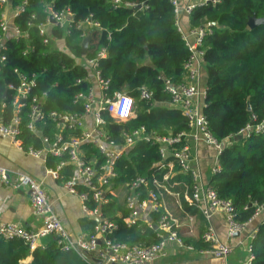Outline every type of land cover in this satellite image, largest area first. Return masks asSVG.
<instances>
[{
    "label": "trees",
    "instance_id": "obj_1",
    "mask_svg": "<svg viewBox=\"0 0 264 264\" xmlns=\"http://www.w3.org/2000/svg\"><path fill=\"white\" fill-rule=\"evenodd\" d=\"M121 1L130 7L115 8L114 0H12L14 9L26 3L15 24L29 34V39L9 38L2 52L6 61L0 63V121L2 117L5 123L11 120V106L2 110V105L10 102L8 86L17 85L22 77L39 79L36 93H48L47 112L78 113L83 107L74 104V97L80 92H88L90 84L77 85V80L93 79V73H98L100 79L109 82L108 96L124 91L135 102L134 119L125 125L110 123L108 127L117 141H121V131L132 132L141 127L160 136L186 131L187 119L170 105L171 97L166 91V82L174 86L186 82L185 65L191 56L179 31L174 6L171 0ZM45 2L52 3L56 11L70 10L77 22L91 18L100 24L101 29L92 32L86 57L82 50L84 31L76 28L67 35L51 28L59 42L54 46L44 44L39 30L47 20ZM138 6L140 10L135 9ZM2 13L0 6V21ZM254 16L264 19V0H220L216 6L196 8L190 15L193 29L215 23L202 47L203 67L207 70L204 114L210 134L225 146L219 158L220 170L211 177L209 186L220 199L232 203L235 221L240 224L249 223L258 207L264 204V134L227 143L246 127L264 121V23L250 29L248 21ZM103 50L106 55L97 59L94 69L89 62ZM26 51L28 55L24 56ZM143 89L149 98H142ZM248 103L251 111H248ZM28 123V117L24 116L20 136L24 147H39ZM160 159L157 146L138 143L119 162V178L115 184L126 185L139 176L158 175L153 165ZM58 162L50 159L48 165L55 166ZM165 173L163 170L161 175ZM175 173L172 180L185 181L192 191L191 175L181 172L178 167ZM70 176L68 169L59 181L64 185ZM79 191L85 189L80 187ZM169 202L171 209L180 212V221L199 218L201 225L206 227L205 220L194 207L183 202V210L176 211L174 202ZM103 215L117 225L109 235L110 239L129 246L149 247L156 243L154 232L146 226L128 227L125 224L128 212L119 200L104 205ZM96 225L88 217L83 220L89 233H94ZM200 234L201 240L199 238L197 242L193 239L185 241L200 250L209 249L202 240L203 232ZM250 246L251 264H264V223L258 226ZM28 258H32L29 264H86L74 252L60 250L54 240L31 250L22 239L0 237V264H25Z\"/></svg>",
    "mask_w": 264,
    "mask_h": 264
},
{
    "label": "built area",
    "instance_id": "obj_2",
    "mask_svg": "<svg viewBox=\"0 0 264 264\" xmlns=\"http://www.w3.org/2000/svg\"><path fill=\"white\" fill-rule=\"evenodd\" d=\"M175 9L179 31L182 33L191 56L185 70L187 80L185 83L174 86L166 82V91L171 97L170 105L181 111L187 119L188 129L178 134L160 136L148 133L145 127L120 133L121 141H117L110 133V123L125 125L136 117L135 102L126 92L120 91L108 96L109 82L100 79L98 73L93 79H78L77 85L89 83L88 92H80L74 97V104L82 105L78 113L49 111L45 109L47 92L37 94L39 79H18L17 85H9L11 92L10 102L2 105V110L8 105L12 108L13 116L9 123L0 121V136L9 139L16 147L23 150L33 159L46 164V173L55 180L62 178L66 170L71 176L64 184L67 191L80 198L82 210L86 217L98 219L94 233L90 236L82 235L73 239L64 228L62 221L55 213L50 197L42 182L22 175L10 182L5 169L0 168L2 181L14 190L22 187L30 190V201L33 215L41 220L38 231H27L16 223H3L0 225V237L5 240L22 239L28 243L31 250L39 247L45 238H53L63 252H74L86 264H155L167 256L168 243H176L180 247L193 250L184 244L180 236L183 224L189 225L192 232L194 218H188L183 223L168 209L167 198L172 197L182 209V203L194 207L205 220V232L202 240L209 245V249L201 250V255H208L214 259H226L232 248L222 243L212 226V219L217 213H223L232 234H242L248 224L264 211V204L259 206L254 218L247 224L235 221V209L230 201L222 200L211 187L204 184L199 168L194 169L193 163H199L193 154L189 141L207 143L216 151L212 176L219 172V158L225 144L218 142L208 130V121L204 114L207 88L201 89L199 84L200 71L204 63L202 50L204 39L212 33L215 23H206L201 28L191 32L194 41L182 31L180 17L182 14L191 15L199 7L207 5L216 6L220 0H199L197 4L183 6L179 0H171ZM25 5L12 7L11 0H0L3 8L0 21V63L6 61L2 52L5 50L6 41L13 38L17 41L28 40L29 34L16 26L15 21L25 10ZM47 12L46 23L40 26V35L44 37V44L50 46L59 42L51 31L56 28L64 35L76 28L84 31L83 37L92 35L94 30H99L100 24L88 18L76 21L70 10L56 11L52 3H44ZM130 7L121 0H114V7ZM53 21V22H52ZM28 55V51L24 56ZM106 51L98 54L89 64L95 69L97 59L103 58ZM17 72V71H16ZM94 82V83H93ZM145 89L142 98H149ZM204 99V105L201 104ZM127 102V103H125ZM29 119L28 129L39 141V147L30 145L24 147L21 136L23 117ZM108 117V118H107ZM253 134H264V121L248 126L237 136L250 138ZM236 136V137H237ZM235 138V137H234ZM232 138V139H234ZM230 139V140H232ZM227 140V143H230ZM152 143L158 147L160 162L153 165L159 172L151 178L136 177L126 185L115 184L119 178L118 165L128 150L138 143ZM50 159L59 160L55 166H49ZM191 175L194 182L192 191L183 181H173L175 169ZM166 173L161 175L162 171ZM85 189L80 192L79 188ZM124 190V207L128 216L124 222L128 227L146 226L155 235L156 243L149 247L129 246L116 242L109 235L117 228L116 223L104 217L103 207L112 200L118 199L117 189ZM94 206V207H93ZM154 215H157L154 217ZM255 233V232H254ZM254 233L251 239L254 238ZM250 261L253 260L251 246H249Z\"/></svg>",
    "mask_w": 264,
    "mask_h": 264
},
{
    "label": "crops",
    "instance_id": "obj_3",
    "mask_svg": "<svg viewBox=\"0 0 264 264\" xmlns=\"http://www.w3.org/2000/svg\"><path fill=\"white\" fill-rule=\"evenodd\" d=\"M183 5L197 4L199 0H179ZM180 27L190 41H194L191 32L194 30L191 27L190 15L182 14L180 17ZM94 72V71H93ZM93 78L95 74L93 73ZM199 84L201 89L207 88V70L203 67L200 71ZM201 104L204 105V99H201ZM193 154L197 157L199 163H193V168H199L204 184L208 185L212 177V167L216 156V151L207 143H196L189 141ZM0 168L6 170L8 179L12 183L17 177L25 175L44 184L45 189L50 197V201L55 213L58 215L64 228L68 231L73 239L82 235H92L83 226V220L86 218L82 210L81 200L78 196L70 194L59 180H55L46 173V164L42 161L33 159L28 156L23 150L16 147L9 139L0 136ZM176 176V173H175ZM174 176V177H175ZM185 182V181H183ZM119 202L124 205V190L118 188ZM30 190L22 187L14 190L2 181L0 176V225L3 223H16L27 231H38L41 228V220L33 215ZM173 201L176 211L183 210L176 204V201L169 197L167 198L168 209L178 219L180 212H175L170 208L169 201ZM119 217L121 213L118 214ZM192 232L189 230V225L183 224L180 236L184 239V244L192 247L193 250H187L176 243H168L166 252L167 256L158 260L155 264H245L250 261L249 246L253 239L251 235L257 231L258 226L264 223V211L252 220L246 230L240 234H232L229 231L227 218L223 213H217L212 219V226L218 239L222 243H226L232 248V253L226 259H214L208 255H201L194 244H187L185 240L193 239L197 242L201 232H205V228L201 225L199 218H194ZM93 220V219H92ZM187 221L183 222L186 223ZM203 227V230H202ZM155 238V237H154ZM53 238H45L40 245H47ZM156 241V239H155ZM157 242V241H156ZM32 258H28L25 264H29Z\"/></svg>",
    "mask_w": 264,
    "mask_h": 264
},
{
    "label": "water",
    "instance_id": "obj_4",
    "mask_svg": "<svg viewBox=\"0 0 264 264\" xmlns=\"http://www.w3.org/2000/svg\"><path fill=\"white\" fill-rule=\"evenodd\" d=\"M12 2V0H11ZM136 10H140L141 7L138 6L135 8ZM53 22V21H52ZM264 23V19H257L255 16L254 17H251L248 21V27L250 29H254L260 25H262ZM90 40H91V34H88L87 37L84 39L83 43H82V50H83V56L86 57L87 56V53H88V48H89V43H90ZM252 108H251V105L250 103H248V111H251ZM238 140H242V137L241 136H237L235 137L234 139L230 140V142L232 141H238ZM95 222H98V219H94ZM237 234V233H236ZM240 234L237 235V237L239 236ZM41 243V242H40ZM39 243V244H40Z\"/></svg>",
    "mask_w": 264,
    "mask_h": 264
},
{
    "label": "rangeland",
    "instance_id": "obj_5",
    "mask_svg": "<svg viewBox=\"0 0 264 264\" xmlns=\"http://www.w3.org/2000/svg\"><path fill=\"white\" fill-rule=\"evenodd\" d=\"M94 83V82H93ZM204 90H205V88H204ZM122 202V201H121Z\"/></svg>",
    "mask_w": 264,
    "mask_h": 264
},
{
    "label": "snow or ice",
    "instance_id": "obj_6",
    "mask_svg": "<svg viewBox=\"0 0 264 264\" xmlns=\"http://www.w3.org/2000/svg\"><path fill=\"white\" fill-rule=\"evenodd\" d=\"M125 103H127V102H125Z\"/></svg>",
    "mask_w": 264,
    "mask_h": 264
}]
</instances>
